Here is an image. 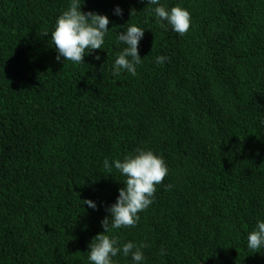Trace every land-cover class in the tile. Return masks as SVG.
Instances as JSON below:
<instances>
[{"label":"trees","instance_id":"trees-1","mask_svg":"<svg viewBox=\"0 0 264 264\" xmlns=\"http://www.w3.org/2000/svg\"><path fill=\"white\" fill-rule=\"evenodd\" d=\"M70 3L0 0V264H91L125 187L113 162L139 149L169 171L135 227L106 233L118 247L146 244L139 264H264L247 247L264 221V0H159L191 13L184 36L147 0H80L110 20L81 64L51 40ZM133 24L142 63L113 76Z\"/></svg>","mask_w":264,"mask_h":264},{"label":"clouds","instance_id":"clouds-1","mask_svg":"<svg viewBox=\"0 0 264 264\" xmlns=\"http://www.w3.org/2000/svg\"><path fill=\"white\" fill-rule=\"evenodd\" d=\"M147 3L157 5L154 13L158 23L166 21L172 30L181 36L190 31L192 17L187 9L174 6L168 10L160 6L159 0H147ZM81 5L80 0H71L68 9L58 17L51 32V40L58 52V61L63 57L64 61L81 64L84 63L85 55L104 48L105 36L109 31L108 16L91 11L85 13L81 11ZM115 14L122 16L123 10L117 7ZM133 14L134 10L130 15ZM160 26L164 25L161 23ZM144 33V29L133 24L127 27L126 32L119 34L118 40L126 47L115 60L113 76L118 75L121 70H127L133 76L137 74L136 66L142 63L138 51L139 42ZM43 35L49 34L45 32ZM95 58L98 60L100 57ZM167 59L165 56H158L156 63L162 65ZM113 163L115 169L125 177V187L119 189L116 203L106 209L111 218L105 216L101 221L104 232L92 239L88 259L91 264H114L112 258L122 251L125 257L131 256L132 260L139 264L144 260L141 249L147 247L146 244L135 245L129 241L118 247V240L106 233L113 229L133 228L137 225L139 213L152 204L157 186L166 179L169 169L162 157L151 150L143 149L137 150L135 155L126 156L123 161L117 159ZM104 167L111 173L112 166L107 159L104 161ZM84 204L92 209L97 208L92 200H84ZM247 247L254 253L264 249V221H258L255 229L248 234Z\"/></svg>","mask_w":264,"mask_h":264}]
</instances>
